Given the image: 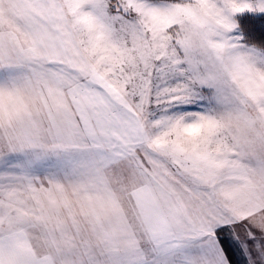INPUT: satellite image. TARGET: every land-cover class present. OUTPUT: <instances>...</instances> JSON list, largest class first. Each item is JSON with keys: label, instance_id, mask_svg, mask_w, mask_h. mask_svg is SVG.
<instances>
[{"label": "snow or ice", "instance_id": "obj_1", "mask_svg": "<svg viewBox=\"0 0 264 264\" xmlns=\"http://www.w3.org/2000/svg\"><path fill=\"white\" fill-rule=\"evenodd\" d=\"M0 264H264V0H0Z\"/></svg>", "mask_w": 264, "mask_h": 264}]
</instances>
